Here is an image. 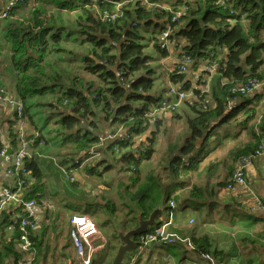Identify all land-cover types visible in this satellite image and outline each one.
<instances>
[{
	"label": "trees",
	"instance_id": "trees-1",
	"mask_svg": "<svg viewBox=\"0 0 264 264\" xmlns=\"http://www.w3.org/2000/svg\"><path fill=\"white\" fill-rule=\"evenodd\" d=\"M184 8L187 10L172 24L169 36L176 44L179 59L191 58L197 69L206 61L219 68L210 75L209 83L202 80L201 90L186 82V75L177 65L167 72L170 87H181L179 92L185 94L193 91L196 97L192 105L188 104L190 113L184 116L187 130L183 143L168 152V166L163 169L167 176H150L144 183L141 168L156 155L155 136L164 124L161 118L153 121L148 113L160 105L166 93L170 94L166 89L158 94L155 91L156 66L160 67L157 62L171 55L163 48L162 34ZM106 12L116 15L115 20H102L100 14ZM0 25L11 44L14 69L11 87L4 91L22 103L21 119L28 126L22 138L37 150L25 161L32 178V182L24 179L28 187L32 185L25 194L26 201H38L37 194L43 193L45 186L36 157L40 147H73L70 154L74 159L88 157L100 135L114 126L138 136L150 134L147 143L152 142L146 152L128 142L109 144L104 150H111L113 155L112 162L103 159L107 166L101 174L113 170V162L121 163L125 172L131 173L129 183L120 185L122 204L114 209V214L120 216L116 220L126 232L138 223L126 207L124 195L139 200L147 218L159 204L162 187L174 177L166 191V205L174 200L176 207L186 203L211 210L219 208L218 192L231 182L236 163L264 146L258 132L264 116L258 125V111L250 106L248 96L231 92L233 87L250 80L264 83V0H18ZM75 62L79 63L78 69L69 70ZM177 112L172 115L178 116ZM14 118L16 122L21 120L17 113ZM233 127L238 130L236 134L226 132ZM220 128L226 129L222 136L217 133ZM247 130L248 138L244 140L242 132ZM19 137L20 131L11 128L12 147H18ZM228 139L231 145L225 144ZM213 144L218 149L229 148L228 158L207 161L217 150L207 149ZM114 146L120 154L113 151ZM2 149L0 143V152ZM66 155L60 157L64 160ZM95 169L92 165L86 171L92 174ZM215 171L221 172L219 177L228 173L215 186L209 181L200 186L181 180L188 174L210 175ZM4 213L2 222L7 224L9 217ZM33 241L37 242L35 237ZM191 241L197 254H212L208 237ZM8 255L18 264L20 252L13 244Z\"/></svg>",
	"mask_w": 264,
	"mask_h": 264
},
{
	"label": "crops",
	"instance_id": "crops-1",
	"mask_svg": "<svg viewBox=\"0 0 264 264\" xmlns=\"http://www.w3.org/2000/svg\"><path fill=\"white\" fill-rule=\"evenodd\" d=\"M6 7V1L0 0V12L5 10ZM6 35L7 32L0 25V82L5 80L7 83L5 86L0 85V89L11 87V81L14 75V69L10 60L11 44ZM168 50L171 53L169 58L157 62V65L163 67L165 73L172 70L178 64L180 58L176 51L177 49L173 46H170ZM205 66L206 64L203 63L197 69L193 64L185 73L186 82L190 83L193 89H203L205 78L202 73ZM166 85L170 89L169 84L167 83ZM177 88L180 90L181 87ZM171 97L172 100L175 99V97L170 94L165 95L164 98ZM248 98L251 100L250 106L258 111L256 116L259 125V123H261L260 120L264 116V83L252 95L248 96ZM194 101V98H186L185 101L179 105L178 109L180 110V108L184 107V111L187 112L189 111L188 104L192 105ZM236 105H238V103L230 105V108ZM15 113L16 112L13 108L3 100H0V143L3 145V149L10 150V153L6 156H0V184L11 189L16 187L17 182L15 177L8 174V170L11 168L15 156L22 147V138L19 137L17 148L12 147L9 133L11 128L20 131L21 124L24 123L22 119L19 122L15 121ZM165 117L169 118L172 116L166 114ZM11 122H15V125H13L14 127L11 125ZM262 123L263 126L260 130L258 128L257 130H259L258 132L262 135V142L264 143V122ZM237 124L238 123L234 126H237ZM24 125L26 124L24 123ZM107 132L108 130L106 133ZM248 134V130L243 131L242 139L247 140ZM148 137H150V134L138 136V140L135 143V146L138 147L137 149L147 143ZM150 143L152 144V142ZM228 144H230V142H228ZM153 147L157 148L158 145H153ZM215 147L216 146H214V148ZM29 148L32 153L37 151L34 150L31 145H29ZM49 148L50 149L47 150L44 148L39 150L40 155L49 157V159L36 156L44 176V185L47 184L49 186L52 178H55V181L57 179L60 182L62 181V183H68L69 185L76 187V191L81 194L80 196L84 197L85 200L90 196L96 195V188L94 189L93 183L90 182V179L93 178L92 174L86 171L88 166L79 169L76 168V171L73 173L76 182L71 183L51 161L53 160L52 158H56L59 163L66 161V158H68V155H66L67 149L61 150L54 147ZM51 148L53 149L51 150ZM228 153L229 152H225V149L223 150V148H221L220 150L213 152L208 159L213 160L217 158L218 160H222L228 158ZM61 154L66 155L64 160L60 157ZM103 159L104 157L101 154L96 159V165H94L96 166V169H99L100 171H104L107 166L103 163ZM93 161H91L89 166H92ZM238 162L236 163V168ZM109 172L105 174H109ZM227 174V172H223L221 175L224 176V178H227ZM31 186L32 185L29 187ZM29 187L25 184L21 191L24 199ZM46 192L47 189H43V193L37 194V196H40V199L36 201L37 209L35 217L33 218L34 231L32 234V237H35L37 242L34 241V249L31 253L21 251L17 238L18 232L15 230L16 220L21 219L19 218L21 208L18 206H10L3 211V213L5 212L4 214L9 217V219L6 220L7 224H3L5 223V220L2 222V216L4 215H2V213L0 214V254L2 256L0 264H16V262L14 263L13 258L8 255V250L12 244L15 249L20 252L18 264H79L77 262L76 250L72 237V227L70 222L72 216H69L67 220L69 237L67 240H64L60 234L56 233L57 226L55 223L57 217L54 213L57 212L59 208L51 205L50 200L47 199L48 195ZM218 198V206L225 209L227 214L226 218L218 221L215 219V212L211 209L209 213H206L203 216L198 205H194L195 207L193 209L188 208L190 205H185L184 211L181 214L174 212L175 217L173 225L170 226L169 230L183 238H189L191 240L202 236L208 237L212 245L211 255L220 264H264V212H250V206L257 201L264 205V156L255 161L253 167L247 172L246 188L236 187L234 191L230 192L226 191V189L221 190L218 192ZM207 207L208 206H205L204 208ZM166 216L167 213H165L163 218ZM191 220H194L195 222L193 225L190 224ZM113 228L115 229L114 225ZM100 233L103 237L101 230ZM115 247L116 245L114 248ZM214 251H217L220 254L215 256L213 254ZM134 257L135 256L131 258L129 264H212L210 261L206 260L204 256L197 254L196 251L191 250L186 244L181 243L176 245L155 244L146 251L143 257H139L136 260H134Z\"/></svg>",
	"mask_w": 264,
	"mask_h": 264
},
{
	"label": "built area",
	"instance_id": "built-area-1",
	"mask_svg": "<svg viewBox=\"0 0 264 264\" xmlns=\"http://www.w3.org/2000/svg\"><path fill=\"white\" fill-rule=\"evenodd\" d=\"M5 1L7 7L5 10L0 12V21L6 20L9 17L10 9L12 7H15L18 0ZM186 10L187 8H184L182 12L174 16L171 20V23L163 32V48L169 49L170 46L176 48V44L169 40V36L172 32V24L178 22ZM100 16L102 17V20L111 19V21H114L116 18V15L110 16L107 12L104 14H100ZM40 28L41 27H38V31L40 30ZM191 64H193L192 59L187 56H183L181 59H179L177 67L182 73H186ZM205 64L206 66L202 74H204L205 83H209L211 80L210 75L216 72V70L219 68V65L211 64L209 61H206ZM171 71L173 70H170L169 72ZM261 86L262 83L256 80H250L246 83L240 84L239 86L233 87L231 92L240 96H250ZM170 89L171 92L175 94V96H173L175 97V99H164L157 108H154L150 113H148V116L151 117L153 121H156L157 118H160L166 113L172 114L177 112L179 104L185 101L186 98L196 97L193 91L185 94L180 93V90L176 89V87L174 86H171ZM205 91H208V86L206 87ZM170 95L172 94L170 93ZM0 100H3L11 108H13L20 119L23 117L24 107L22 103L16 98L6 95L4 89H0ZM116 129L117 130L115 131H108L102 137L100 136L99 142L95 147L91 149L88 157H85L83 155L74 159L72 156L68 155V158H66V161H64L65 163L57 162L56 158H52V163H54L55 166L59 168L63 176H65L69 182L75 183L76 181L73 173L76 171V168L79 169L89 166L91 164V161L97 159L101 155V150L105 149L107 145H112L117 142H128L135 144L138 140V135L133 131L123 128L122 126H118ZM151 146L152 144L148 142L144 146L140 147V151L146 152ZM113 149L116 154H120V149L117 146H114ZM7 154V149H3L0 152V156H6ZM136 154L139 155L138 153ZM34 156L35 154L30 150L28 142L24 141V138H22V147L15 156L11 168L8 170V174L16 178V187L11 189L0 184V214L10 206H18L19 208H21L19 217L21 219L16 220L15 230L19 234L18 241L21 251L27 253H31V251L34 249V241L32 237L34 231L33 218L36 214L37 203L36 201H26L23 198L21 191L23 190L25 185V178L27 179V181L32 182L30 172L25 168V161ZM36 156L44 159H49V157H45L39 154ZM263 156L264 146L260 147L257 151L254 152V154L242 157L239 160L238 166L233 173L231 182L227 185L226 191H234L236 187L246 188L247 172L253 167L254 162L259 160ZM22 173H24L26 176H22ZM175 208L176 205L174 200H170L167 205L166 219H162L158 226L154 227L152 230L139 237V245L134 260L139 257H143L146 251H148L150 247L155 244L176 245L178 243H181L186 244L191 250H195L191 239L183 238L182 236L169 230L170 226L173 225ZM250 212H264V205L261 202L257 201L252 206H250ZM70 222L72 227V237L76 250L77 262L79 264H99V256L102 252H105L107 250V243L106 240L101 236L97 224L93 220H91L88 215H74L71 217ZM194 223V220L190 221L191 225H193ZM204 258L210 261L212 264H220L210 254L204 255Z\"/></svg>",
	"mask_w": 264,
	"mask_h": 264
},
{
	"label": "rangeland",
	"instance_id": "rangeland-1",
	"mask_svg": "<svg viewBox=\"0 0 264 264\" xmlns=\"http://www.w3.org/2000/svg\"><path fill=\"white\" fill-rule=\"evenodd\" d=\"M264 35V33H263ZM176 49V48H175ZM154 65V64H153ZM191 64L190 66H192ZM79 63L75 62L72 63L71 67L69 70L72 71V69H78ZM158 70V79H157V84H156V93H160L164 89L167 90V92H170L172 96H175L171 92V89L166 85L167 84V73H165L164 69L162 66L158 67L156 66ZM58 70H62V68L57 67ZM66 73V72H65ZM185 74V73H184ZM202 76V75H201ZM6 81L2 80L0 82V85H6ZM167 87V88H165ZM178 89V88H176ZM165 95H168L167 93ZM166 99V98H165ZM47 101V100H45ZM181 104V103H180ZM184 107L178 109V112L176 113V117H174L171 113H166L169 114V116L172 117H165L166 114L161 116L160 118L163 120V125L160 127L159 132L157 133V136H155V141H156V155L154 158L144 164L141 168V175L143 177V182L146 183L148 180V177L154 176V177H159L161 176L162 178L167 176V173L164 169V167H167L168 164V159L170 157L169 150L172 146L174 145H181L186 137V123L184 116L186 113H189V111H184ZM181 116V118H179ZM39 119H37L38 121ZM40 123H42V120H39ZM26 130L28 131V126L24 125V123L21 124L20 127V138L24 135L27 134ZM115 131L117 130L116 127H111L108 129V131ZM225 128H220L217 133L219 135H223L225 132ZM226 132H228L231 135H234L238 132V130L233 127L229 128ZM101 137L103 136L100 135ZM59 139L56 140L58 142ZM230 142V144H228ZM227 145H231L230 139L226 141ZM216 146L217 150L219 146L216 144L211 145L210 148L207 147L208 150H213L212 147ZM44 148L45 150L50 149L48 147H40V149ZM53 148H51L52 150ZM72 148H67L66 153L71 155L70 153L72 152ZM104 149L101 150V154L103 155L104 158H108L109 160L111 159L112 152H104ZM216 150V151H217ZM114 151V149H113ZM214 151V152H216ZM229 148H225V152H228ZM210 152V153H211ZM207 153V152H206ZM209 158V156H208ZM210 160V159H207ZM111 161V160H110ZM97 160L95 159L92 162V165H96ZM112 162V161H111ZM208 163V162H207ZM206 163V164H207ZM114 164V169L109 172V174H101L103 170L95 169L92 172V179H90V182L93 183V188H96V195L88 197L86 200L84 197H81L76 190V187L73 185H69L68 183H62V181H58L55 178H52L50 181V185L48 186L45 184L44 189H47L46 194L48 195L47 199L50 200L51 205L57 206L59 209L57 212L54 213V215L57 217L56 220V233L60 234L64 240H67L69 237V230L67 228V220L69 216L73 215H88V217L93 220L98 228L102 231L103 237L106 240L107 243V250L105 252H102L99 256L98 262L99 264H112V261L116 255V247L118 248V241L115 238L117 237V234L115 233V229L113 228L112 222L110 218L113 220L118 219L120 220V216L114 214V209L118 208L122 204V199L120 197V191L121 187L120 185L128 184L129 183V176L131 173H126L125 169L126 167L122 165L121 163H115ZM43 169V168H42ZM44 170V169H43ZM104 172V171H103ZM219 174L221 172H218ZM216 173V171L212 174H206L203 172L202 174L198 175L197 173L193 174H188L185 178H182L181 180H188L191 184H197L200 186H204L207 184V181L210 182V185L215 186L217 182L220 179H223L224 176H220L219 174ZM185 175H183L184 177ZM172 180L174 181V177H171ZM209 185V184H208ZM123 190V188H122ZM105 204V206H104ZM185 205H190L188 208L193 209L195 206L194 204H186L182 203L179 206H177L174 210L175 213L181 214L184 211V206ZM201 213H203V216L206 213H209L210 209L209 207L207 208H200ZM215 212V219L218 221H221L222 219L226 218L227 214L225 212L224 208H217L212 210ZM109 213L112 214V217L109 216ZM52 214V213H51ZM114 217V218H113ZM166 219L163 218V220ZM116 247L114 248V246ZM116 249V250H115Z\"/></svg>",
	"mask_w": 264,
	"mask_h": 264
},
{
	"label": "water",
	"instance_id": "water-1",
	"mask_svg": "<svg viewBox=\"0 0 264 264\" xmlns=\"http://www.w3.org/2000/svg\"><path fill=\"white\" fill-rule=\"evenodd\" d=\"M8 153H10V150H8ZM172 184L173 180L162 187L159 204L152 210L147 218L144 217V210L141 207L139 200L133 201L128 196L124 195L125 205L129 211L134 214L138 226L126 232L120 222L111 218L117 234L116 239L119 244L112 264H129L131 258L135 256L139 245L137 238L146 234L160 224L167 211L166 191Z\"/></svg>",
	"mask_w": 264,
	"mask_h": 264
},
{
	"label": "bare ground",
	"instance_id": "bare-ground-1",
	"mask_svg": "<svg viewBox=\"0 0 264 264\" xmlns=\"http://www.w3.org/2000/svg\"><path fill=\"white\" fill-rule=\"evenodd\" d=\"M180 105V104H179Z\"/></svg>",
	"mask_w": 264,
	"mask_h": 264
}]
</instances>
